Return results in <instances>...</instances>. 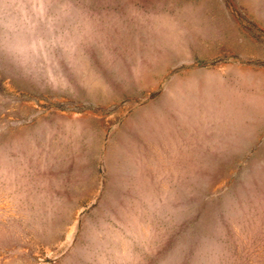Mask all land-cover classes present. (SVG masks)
Segmentation results:
<instances>
[{
    "label": "rangeland",
    "instance_id": "374dc122",
    "mask_svg": "<svg viewBox=\"0 0 264 264\" xmlns=\"http://www.w3.org/2000/svg\"><path fill=\"white\" fill-rule=\"evenodd\" d=\"M0 264H264V0H0Z\"/></svg>",
    "mask_w": 264,
    "mask_h": 264
}]
</instances>
